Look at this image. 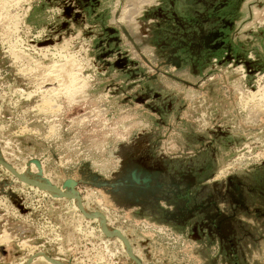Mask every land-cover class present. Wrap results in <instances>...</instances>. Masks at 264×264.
Returning <instances> with one entry per match:
<instances>
[{"label": "rangeland", "instance_id": "1", "mask_svg": "<svg viewBox=\"0 0 264 264\" xmlns=\"http://www.w3.org/2000/svg\"><path fill=\"white\" fill-rule=\"evenodd\" d=\"M6 1L0 264H264V0Z\"/></svg>", "mask_w": 264, "mask_h": 264}, {"label": "bare ground", "instance_id": "2", "mask_svg": "<svg viewBox=\"0 0 264 264\" xmlns=\"http://www.w3.org/2000/svg\"><path fill=\"white\" fill-rule=\"evenodd\" d=\"M4 1V0H3ZM1 2V0H0V6L1 5H4V3L6 4L7 3V1L5 0L4 2ZM26 1V0H25ZM149 2V0H128V3H129V7H128V10H127V13H126V16L124 17L126 20H127V22H131L132 21V18L135 16V15H137V14H139V10H140V7H142L143 5H145L146 3H148ZM20 3V2H19ZM13 4V3H12ZM23 4V3H22ZM15 5H17L16 3H15ZM14 5V6H15ZM13 6V7H14ZM8 7V6H7ZM30 7V6H29ZM28 7V8H29ZM2 8V7H1ZM16 8V7H15ZM19 8V7H18ZM3 9V8H2ZM1 9V10H2ZM8 9V8H7ZM6 9V10H7ZM17 9V8H16ZM15 9V10H16ZM3 10H5V9H3ZM6 10H5V13H6ZM9 12L11 11V9H10V6H9ZM28 10V9H27ZM15 12V11H14ZM7 13H8V11H7ZM18 13V12H17ZM4 14V12L2 13V15ZM19 14V13H18ZM1 15V14H0ZM7 15V14H6ZM5 15V16H6ZM9 16L10 15H12V13H10V14H8ZM15 15V14H14ZM22 16V15H21ZM8 16H6V18L4 17V16H2V18L5 20V19H8L7 18ZM18 18H19V16H18ZM10 19V18H9ZM11 19H13V18H11ZM4 20H3V22H4ZM14 20V19H13ZM19 20V19H18ZM6 21V20H5ZM15 21V20H14ZM14 21H10L11 23L12 22H14ZM0 22H2V21H0ZM18 22V21H17ZM4 24H5V22H4ZM4 24H2V25H4ZM18 25H19V23H18ZM8 26H10V24L8 25ZM13 26V25H12ZM12 26H11V30H13L12 29ZM5 27H7V24H6V26ZM18 28V27H17ZM10 29V28H9ZM9 29H7L6 31H4L5 32V34H8V33H10V32H12L11 30H9ZM4 30V29H3ZM14 32H12L13 34L14 33H16V30L14 29L13 30ZM24 41V40H23ZM23 41H21L20 39H18L17 41H16V43H14V46L13 47H11L12 48V53L17 57V58H21V59H26L25 58V56L26 55H24V52L23 51H19V50H21V49H19L18 50V48L20 47V45H21V47H22V44H23ZM18 44H19V47H18ZM13 45V44H12ZM20 47V48H21ZM67 47V46H66ZM65 48V47H64ZM69 48H71V47H69ZM28 49V48H27ZM47 50H48V48H46ZM45 49V50H46ZM55 49V48H54ZM61 48H59V50H60ZM73 49V48H72ZM81 49V48H80ZM42 50H44V49H42ZM50 50L52 51V48H50ZM77 50V49H76ZM82 50V49H81ZM19 51V52H18ZM35 51V50H34ZM67 51V50H66ZM65 51V52H66ZM67 52H69V49H68V51ZM76 52V51H75ZM78 52V51H77ZM59 53V52H58ZM58 53H57V55H58ZM63 53H64V51H63ZM74 53V52H73ZM42 54V53H41ZM51 54V53H50ZM54 54H56L55 52H54ZM71 54V53H70ZM28 55V54H27ZM61 55H62V53H61ZM64 55V54H63ZM65 55H68V53L66 54L65 53ZM52 56H54V55H52ZM78 56V57H77ZM82 55L80 54V53H78L77 55H73L72 56V54L71 55H69V57H67V58H69V64H66L65 66L67 67V69H66V72H64L63 70H58V74L59 73H62V72H64L63 73V75L65 76V78H64V80H62L61 78H59V77H56V75H55V73H53L54 71L53 70H48V71H46L45 70V73H43V78L45 79L43 82H45V81H50L49 82V86H51L52 88H46V90H42V92H45L46 93V97L47 98H44L45 99V102H46V105L47 106H49V108L50 109H54V108H56V109H59L60 107H59V105L58 104H56L54 101L55 100H53V99H56V98H60L58 95H60V94H62L63 95V93H60V92H64V93H68V96H70V97H74V94H76V91H77V89H81L83 86H84V84H82L83 82L81 81V79H80V75H82L81 74V72H80V67H81V69H82V67H83V60H82V57H81ZM43 57V56H42ZM62 57V56H61ZM71 57H73V58H71ZM45 58V57H44ZM60 58V57H59ZM64 58V57H63ZM32 59V58H31ZM61 59V58H60ZM70 60H71V62H70ZM20 61V60H19ZM62 61V60H61ZM29 62V61H28ZM60 62V61H59ZM62 63V62H61ZM64 63V62H63ZM72 63V64H71ZM34 64H36V63H34ZM65 64V63H64ZM41 65V64H40ZM28 66V65H27ZM36 66H37V64H36ZM42 67V66H41ZM54 67H56V66H54ZM60 67H62V66H60ZM71 67H72V69H71ZM79 67V68H78ZM32 68V67H31ZM53 68V67H52ZM70 68V69H69ZM32 69H34V68H32ZM38 69V68H37ZM40 70H41V68H39ZM45 69V68H44ZM47 69V68H46ZM62 69V68H61ZM37 71V70H36ZM42 71V70H41ZM56 72V71H55ZM53 74H54V76H53ZM58 76H60V75H58ZM263 76V75H262ZM88 77V76H87ZM84 78V77H83ZM261 79H264V76L261 78ZM79 81V82H78ZM87 81H88V79H87ZM65 82V83H64ZM41 83H42V81H41ZM66 83H68V84H66ZM44 84V83H43ZM47 84H48V82H47ZM66 84V85H65ZM87 85V84H86ZM57 86V87H56ZM264 87V86H263ZM261 89V88H260ZM39 90H40V88H39ZM40 90V91H41ZM39 91V92H40ZM42 92H41V94H42ZM58 93H60V94H58ZM252 94V93H251ZM43 95V96H44ZM30 96H32V95H30ZM64 96H65V94H64ZM242 96V95H241ZM246 96V95H245ZM252 97H255L259 102H260V107H263V105H264V89L263 90H261L260 92H257L255 95H253ZM43 99V100H44ZM46 99H47V101H46ZM245 99V98H244ZM243 99V100H244ZM256 99H254V100H252L251 101V104H253V103H257V100ZM58 101V100H57ZM44 102V103H45ZM54 102V103H53ZM248 102H250L249 100H248ZM247 102V103H248ZM43 103V102H42ZM246 105V104H245ZM259 105V104H258ZM42 107H44V106H42ZM256 107H258V106H256ZM48 108V107H47ZM255 108V107H254ZM253 108V109H254ZM44 109V108H43ZM44 110H46V109H44ZM48 111V110H47ZM54 111V110H53ZM46 112V111H45ZM56 112H58V111H56ZM53 113V112H52ZM55 113V112H54ZM26 129V128H25ZM28 131V130H27ZM26 131V132H27ZM261 158V157H260ZM22 177H24V179L25 180H29L28 178H25V176L23 175ZM29 182H31L32 184H38V186H40V188H41V190H44V191H46L47 193H49V194H51V195H53V196H55V197H63V196H73V197H76V198H74V201H75V203L77 204V201H79V206H81V204H80V199H79V195H77V193L76 192H74L73 191V189H72V191H71V193H69V189H66V188H62L63 190H53V189H51V187H53V186H51V183H50V185H49V183L47 184V182H44V181H42V182H40L39 180H34V181H31V180H29ZM90 216V215H89ZM97 218V217H96ZM99 218V217H98ZM100 221V220H99ZM102 221V220H101Z\"/></svg>", "mask_w": 264, "mask_h": 264}, {"label": "water", "instance_id": "3", "mask_svg": "<svg viewBox=\"0 0 264 264\" xmlns=\"http://www.w3.org/2000/svg\"><path fill=\"white\" fill-rule=\"evenodd\" d=\"M67 184H68V185H70V184H71V185H73V184H74V182H68Z\"/></svg>", "mask_w": 264, "mask_h": 264}]
</instances>
